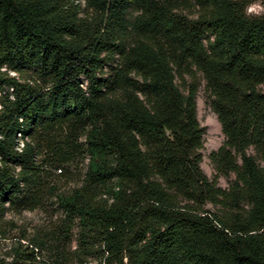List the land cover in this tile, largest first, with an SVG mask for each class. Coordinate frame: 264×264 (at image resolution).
<instances>
[{
    "label": "trees",
    "instance_id": "1",
    "mask_svg": "<svg viewBox=\"0 0 264 264\" xmlns=\"http://www.w3.org/2000/svg\"><path fill=\"white\" fill-rule=\"evenodd\" d=\"M247 6L0 0V221L64 216L30 254L76 229L78 264H264V14ZM200 77L227 190L200 167Z\"/></svg>",
    "mask_w": 264,
    "mask_h": 264
},
{
    "label": "rangeland",
    "instance_id": "2",
    "mask_svg": "<svg viewBox=\"0 0 264 264\" xmlns=\"http://www.w3.org/2000/svg\"><path fill=\"white\" fill-rule=\"evenodd\" d=\"M241 1L248 3L246 9L248 15L259 16L264 14V0ZM105 71H108V68ZM10 75L14 74L10 73ZM199 81L200 86L196 97L197 119L204 130L200 167L210 180H216L218 187L227 190L234 180V176L228 175L215 178V171L209 159L210 154L216 152L222 145L224 136L217 117L209 106L204 91V81L201 77ZM260 90L264 93V85L260 87ZM81 142L84 143L83 138ZM87 162L88 159L83 163L71 166L68 172V180L55 179L61 192H69L80 186ZM259 163L264 167L262 162ZM63 217L62 211L54 204H47L42 209L25 211L21 214H6L0 221V264H54L55 261H58V264H78L73 254L76 248V229L72 232V240L69 245L59 246L57 241L46 240L40 251L34 250L33 255L28 251L32 249L29 245L30 240L47 239L49 237L47 235L56 233ZM22 237H26V240H22ZM27 247L28 249H26ZM61 254L64 258L59 259ZM88 263L95 264L96 259L90 258Z\"/></svg>",
    "mask_w": 264,
    "mask_h": 264
},
{
    "label": "built area",
    "instance_id": "3",
    "mask_svg": "<svg viewBox=\"0 0 264 264\" xmlns=\"http://www.w3.org/2000/svg\"><path fill=\"white\" fill-rule=\"evenodd\" d=\"M79 2L83 3V0H79Z\"/></svg>",
    "mask_w": 264,
    "mask_h": 264
}]
</instances>
